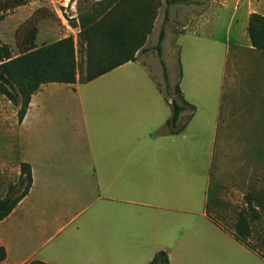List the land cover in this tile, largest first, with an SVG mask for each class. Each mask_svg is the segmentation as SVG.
<instances>
[{
	"label": "rangeland",
	"instance_id": "374dc122",
	"mask_svg": "<svg viewBox=\"0 0 264 264\" xmlns=\"http://www.w3.org/2000/svg\"><path fill=\"white\" fill-rule=\"evenodd\" d=\"M115 1L26 0L25 4L9 10L0 22V43L8 44L12 55H16L20 53L22 40L31 27L36 29V45L72 35L77 50L78 72L81 74L86 59L78 37L81 20L100 16L103 8ZM151 1L156 12L143 44L149 49L139 50L136 61L80 84L75 96L59 98L64 105L68 102L80 106L74 126L76 132L72 133V129L68 128L67 134L65 132L61 136H78L80 127L91 129L95 121L94 107L106 104L113 90L136 89L144 91V94L153 93L166 105L165 98L158 90V86L165 90L160 58L153 49L163 25L166 1ZM123 4L128 6L129 1ZM253 11L264 14V0H184L173 3L168 6V20L164 25L162 40V59L167 67L168 83L171 89L179 83L184 100L194 106V110L192 121L184 128L188 147L185 138L178 137L179 153L188 152L189 156L164 160L160 166L171 170L180 187L185 183L192 185L194 211L202 209L208 190V209L212 217L226 229L222 230L220 237L221 249L224 251L220 264H264V259L247 250L232 235L238 213L247 209L245 197L252 195L255 211H249V216H256L250 220L251 234L248 240L264 255V52L254 49L246 34L248 14ZM69 21L76 23L77 27H72ZM200 22L205 24L197 32H204L208 36L204 46L192 34ZM224 56V80L216 139L212 144L214 156L209 170L206 154L212 110L216 106L219 89L217 81L221 80ZM46 85L50 87V84ZM42 93L43 96L47 95V103L58 101L56 95L49 96L45 90ZM117 94L124 98L119 92ZM125 98L134 103L141 97L130 95ZM168 107L171 114V106ZM17 109L0 94V198L6 194L9 185L17 184L20 162L43 157V149L47 144L45 138L52 134L60 137L59 131L51 133L50 127L44 131L43 122L35 127H27L26 124L19 126ZM188 114L189 110L181 112V119H185ZM58 122L64 124L66 119L60 118ZM208 172L210 180L207 185L203 184V175ZM35 180L30 204L43 194V176L39 171ZM100 190L93 185L87 196L86 192L77 198H64L62 195L47 203L45 210L62 216L48 231L47 236L54 234V237L45 247L65 241L81 228V223L97 204L106 201H94ZM53 192L59 194L56 188ZM76 194L79 195V192ZM177 214L197 217L195 212L177 211ZM44 237H37L35 246ZM209 263L214 264L213 259Z\"/></svg>",
	"mask_w": 264,
	"mask_h": 264
},
{
	"label": "crops",
	"instance_id": "0c3cea01",
	"mask_svg": "<svg viewBox=\"0 0 264 264\" xmlns=\"http://www.w3.org/2000/svg\"><path fill=\"white\" fill-rule=\"evenodd\" d=\"M204 24L198 23L192 31L202 46L208 36L197 31ZM224 69L225 56L211 117L206 154L209 170L214 156L212 144L216 139ZM46 84L31 96L19 126L35 127L43 122L44 131L50 127V132L57 130L60 137L53 134L46 137L43 157L28 160L32 185L27 195L0 221V247L5 254L0 264H26L33 260L47 264H148L159 250L167 252L170 264H210V259L220 264L224 256L220 237L226 229L208 209V190L202 209L194 211L192 185L185 183L180 187L171 170L160 166L164 160L189 156L188 152L180 154L178 151L179 136L185 138L188 147L185 129L173 134L166 127L171 114L164 94L158 89L166 105L153 93L144 94L136 89L113 90L106 104L94 107L95 121L91 129L80 127L78 136L64 137L61 134H67L68 128L76 132L74 126L80 106L68 102L64 105L59 98L75 96L83 83ZM43 90L49 96L56 95L58 101L47 103ZM130 95L141 98L132 103L125 98ZM81 117L84 118V114ZM60 118L66 122L60 124ZM38 171L43 176V194L30 204ZM209 180L208 172L203 175V184L208 185ZM93 185L102 190L94 201H106L97 204L74 235L45 247L54 237V234L47 236L48 231L62 216L45 210L47 203L62 195L77 198L86 192L87 196ZM55 188L60 195L53 192ZM112 192L119 194L112 195ZM177 211L195 212L197 217L178 215ZM37 237L45 239L35 246Z\"/></svg>",
	"mask_w": 264,
	"mask_h": 264
},
{
	"label": "trees",
	"instance_id": "16d2710c",
	"mask_svg": "<svg viewBox=\"0 0 264 264\" xmlns=\"http://www.w3.org/2000/svg\"><path fill=\"white\" fill-rule=\"evenodd\" d=\"M116 0L103 8L100 16L81 20L78 37L80 47L85 52V69L78 72L77 50L72 35L57 40L36 45L34 43L36 29L27 30L20 53L12 55L11 48L6 43H0V94L17 106V120L21 122L29 106L31 96L43 84L65 83L72 84L89 82L112 69L129 61L136 60V53L146 51L143 47L146 35L151 30L152 19L156 7L151 0ZM163 25L158 33V40L153 49L160 58L165 90L158 89L164 94L171 106V115L166 121L168 131L173 134L181 132L191 119L194 106L184 100L179 83L171 89L168 83V73L165 61L162 59V40L164 25L168 20V6L184 0H165ZM26 0H0V22L9 10L25 4ZM71 20V19H70ZM74 28L76 23L69 21ZM72 22V23H71ZM250 45L264 52V14L250 12L246 26ZM189 110L190 114L181 119V112ZM20 173L17 184L9 185L6 194L0 198V221L4 219L24 198L32 185L31 166L28 162H20ZM247 209L240 211L234 223L232 235L234 238L264 259V255L249 243L251 234L249 216L252 207V195H246ZM264 243V236H263ZM5 256L0 247V259ZM26 264H47L33 260ZM148 264H170L165 250L157 251Z\"/></svg>",
	"mask_w": 264,
	"mask_h": 264
}]
</instances>
